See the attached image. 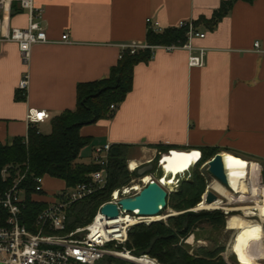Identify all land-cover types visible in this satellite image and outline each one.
<instances>
[{
  "label": "crops",
  "instance_id": "crops-1",
  "mask_svg": "<svg viewBox=\"0 0 264 264\" xmlns=\"http://www.w3.org/2000/svg\"><path fill=\"white\" fill-rule=\"evenodd\" d=\"M226 1L34 0L49 43L33 46L25 63L16 44L0 42V143L27 137L29 109L48 114L37 129L50 134L52 118L75 108L78 84L106 79L122 45L146 44L147 19L178 28L210 20ZM27 19L14 11L9 24L25 29ZM196 31L205 34L193 40L206 51L204 65L189 67L184 49L155 50L134 67L132 89L111 118L80 129L89 144L78 163L91 164L105 145L128 146V161L155 160L164 149L213 150L259 167L264 180V0H239L212 30L199 24ZM65 35L68 43L61 42Z\"/></svg>",
  "mask_w": 264,
  "mask_h": 264
},
{
  "label": "trees",
  "instance_id": "trees-1",
  "mask_svg": "<svg viewBox=\"0 0 264 264\" xmlns=\"http://www.w3.org/2000/svg\"><path fill=\"white\" fill-rule=\"evenodd\" d=\"M237 1L239 0L226 1L210 20L202 18L193 23L195 29L199 24H204L212 30ZM186 32V28L163 29L161 33L148 30L146 44L163 47L183 45L186 42ZM150 59L149 49L139 50L135 54L124 50L120 54L117 65L111 69L106 79L78 84L75 108L52 118L50 134H36L35 130H29L27 145L23 144V138L14 140L10 146L0 143V172L6 165L22 167L27 163L31 175L62 181L68 188L85 182L88 175L98 167L92 163L84 165L77 162L80 151L89 144L88 138L80 136V129L95 124L99 120L111 118L113 112L110 106L118 107L132 89L134 67L139 63H147ZM22 97L21 99L25 98ZM128 149V146L123 145L111 146L106 187L71 208V222L68 230L89 225L98 207L110 199L113 191L126 186L130 175L139 177L137 171L130 174L127 170ZM168 151L164 149L160 152L166 154ZM217 153L213 150L203 151L201 161L195 167L210 160ZM158 160L159 157L155 158L154 162L157 163ZM27 186L29 192H32V184L29 182ZM204 193L205 181L194 169L191 180L181 183L176 193L168 194L166 203L176 212L187 211L200 204ZM45 207V202L33 204L28 201L26 216L32 220ZM223 218V215L217 211L198 214L188 212L179 215L177 219L170 216L168 222L171 226L169 227L161 222L134 225L127 233L128 241L125 244V250L135 258L146 256L153 259L157 262L156 264H225L217 252L199 250L198 255L191 256L184 245L180 244L181 239H186L191 234L197 222L209 219L214 224L220 225Z\"/></svg>",
  "mask_w": 264,
  "mask_h": 264
},
{
  "label": "built area",
  "instance_id": "built-area-1",
  "mask_svg": "<svg viewBox=\"0 0 264 264\" xmlns=\"http://www.w3.org/2000/svg\"><path fill=\"white\" fill-rule=\"evenodd\" d=\"M14 11L27 13L28 22L25 29L10 26V16ZM42 17L43 12L35 5L34 0H0V42L16 44L25 63L29 60L33 46L49 43L45 30L41 26ZM146 23L155 33L163 31L157 22L147 19ZM178 28L187 29L186 42L183 45L163 47L132 42L122 45L121 50H129L130 54H135L139 50L149 49L152 57L157 49H163L166 52L184 49L188 52V66L202 67L206 51L194 47L193 40L204 39L205 34L198 33L193 22H180ZM61 42L68 43V36H63ZM254 47L257 49L258 44ZM17 87L25 97L28 88L26 75L19 81ZM110 110L114 112L116 106L111 105ZM48 117V114L43 111L29 109L26 113L28 131L35 130L36 134H40L37 125L43 123ZM23 139V144L27 145V137ZM110 149V145H105L93 151L92 164L98 169L90 173L85 182L71 188L62 187L50 194L45 189L46 177L31 175L27 163L22 167L6 165L1 170L0 264H97L106 256L114 255L112 251H109L110 246L117 249L127 243V233L131 227L138 224H150L146 221V217L139 216L137 211L127 212L118 205L120 199L134 197L147 186L143 183L142 177H136L137 179L130 184L111 193L110 199L99 206L89 225L68 230L71 222V208L106 187ZM161 155L159 153V157ZM152 161L138 163L136 169L149 165ZM127 170L130 174L134 173L129 171L128 161ZM29 182L32 184V192H29L27 186ZM151 182L156 181L150 180ZM28 201L33 204L46 203V207L32 220L26 216ZM106 204L116 205L119 212L116 219L121 221L118 225L122 232L116 238L109 233L111 225L108 223L113 219L106 218L100 212ZM126 220L129 222H125Z\"/></svg>",
  "mask_w": 264,
  "mask_h": 264
},
{
  "label": "bare ground",
  "instance_id": "bare-ground-1",
  "mask_svg": "<svg viewBox=\"0 0 264 264\" xmlns=\"http://www.w3.org/2000/svg\"><path fill=\"white\" fill-rule=\"evenodd\" d=\"M201 156V152L197 151L167 152L159 157L156 170L151 172L152 176L148 174L142 177L143 183L148 185L150 180H154L170 193H176L181 183L191 180L192 172L196 164L201 161ZM220 156L224 162L228 186L224 187L217 180H213L208 189L217 194L218 199L211 204H206L203 195L200 204L195 207V211H225L227 215L226 230L233 234L229 246L231 254L238 264H260V253L257 251V244L264 239V184H262L261 179L259 180V175L261 176L260 169L225 153H221ZM137 166L138 162L136 160L131 159L128 161L130 172H135ZM234 203L238 205L251 204V206L241 207V215L231 214L234 210L231 206ZM145 219L151 223L161 220L162 217L157 215ZM119 222L121 221L115 218L108 223L111 225L109 233L114 238L122 232L121 227L118 225ZM125 222H129V220ZM190 239L189 241H191ZM114 256L135 264H156L155 260H151L146 256L135 258L125 249L121 252H115Z\"/></svg>",
  "mask_w": 264,
  "mask_h": 264
},
{
  "label": "rangeland",
  "instance_id": "rangeland-1",
  "mask_svg": "<svg viewBox=\"0 0 264 264\" xmlns=\"http://www.w3.org/2000/svg\"><path fill=\"white\" fill-rule=\"evenodd\" d=\"M200 152V151H199ZM138 163H143L145 160H136ZM209 161V160H208ZM198 164V163H197ZM196 164V165H197ZM207 161L203 164H200L199 166L195 167V171L199 173L200 177L204 179L205 181V191L208 189L209 184L215 180L209 173L207 172V167L206 165ZM193 174V172H192ZM149 175L152 176V173H149ZM137 178L133 177L130 175V180L128 184L131 183V181L136 180ZM264 180H262V183ZM127 184V185H128ZM62 184L57 181H50L46 180L45 181V189L47 193H52L56 189H61ZM51 187V188H50ZM168 191V190H167ZM168 194L170 192L168 191ZM264 194V193H263ZM203 196V195H202ZM264 198V196H263ZM251 204H246V205H238L237 203L232 204V209H234L231 214H238L241 215L242 213L240 212L241 207H250ZM219 212L223 215V222L222 224L218 225L217 223H213L209 219H203L194 226V228L191 230V234L186 238V239H181L180 244H183L184 247L186 248L187 252L189 255H198L197 252L199 250H204L207 252H217L219 256L222 258L225 264H238L234 256L231 254L229 250L230 243L232 241L233 234L229 231L226 230V221H227V215L225 211L222 210H214V211H195V208L189 209L187 211L183 212H176L173 209H171L169 206H167L160 214L159 216L162 217L161 220L159 221H154V222H161L163 223L166 227L171 226V224L168 222V218L170 216H174L176 219L178 218L179 215L185 214L188 212L192 213H200V212ZM151 222V223H154ZM70 231V230H69ZM189 238H191L189 241ZM257 251L260 253V264H264V239L257 244ZM123 249H125L124 246H120L117 249L114 248L113 246L109 247V251H112L113 253L115 252H120ZM153 260V259H152ZM157 263V262H156ZM97 264H135V263H130L126 262L120 258L115 257L114 255H108L106 256L103 260L98 262Z\"/></svg>",
  "mask_w": 264,
  "mask_h": 264
},
{
  "label": "water",
  "instance_id": "water-1",
  "mask_svg": "<svg viewBox=\"0 0 264 264\" xmlns=\"http://www.w3.org/2000/svg\"><path fill=\"white\" fill-rule=\"evenodd\" d=\"M206 167L209 175H211L224 187L228 186L224 162L220 154H216L212 160L208 161ZM152 169L153 167L151 164L143 166L137 170V175L139 177L145 176L146 174L151 173ZM167 196V189L160 186L157 182H151L143 188L138 195L120 199L118 201V205L122 210L127 212L137 211L139 216L153 217L159 215L167 206ZM204 196L206 204H211L218 199L217 194L209 189L205 191ZM100 212L108 219H115L119 214L117 206L114 204H106L101 208Z\"/></svg>",
  "mask_w": 264,
  "mask_h": 264
},
{
  "label": "flooded vegetation",
  "instance_id": "flooded-vegetation-1",
  "mask_svg": "<svg viewBox=\"0 0 264 264\" xmlns=\"http://www.w3.org/2000/svg\"><path fill=\"white\" fill-rule=\"evenodd\" d=\"M150 164L153 167L152 172H154L156 170V168H157V163H155L154 161H152Z\"/></svg>",
  "mask_w": 264,
  "mask_h": 264
}]
</instances>
